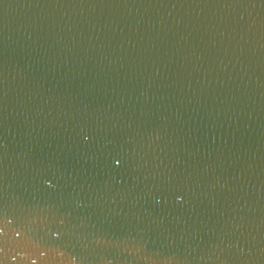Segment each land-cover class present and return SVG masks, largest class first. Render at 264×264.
<instances>
[{
    "label": "water",
    "instance_id": "obj_1",
    "mask_svg": "<svg viewBox=\"0 0 264 264\" xmlns=\"http://www.w3.org/2000/svg\"><path fill=\"white\" fill-rule=\"evenodd\" d=\"M0 264H264V0H0Z\"/></svg>",
    "mask_w": 264,
    "mask_h": 264
}]
</instances>
